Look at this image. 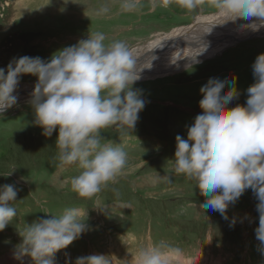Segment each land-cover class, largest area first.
<instances>
[{
	"label": "rangeland",
	"instance_id": "rangeland-1",
	"mask_svg": "<svg viewBox=\"0 0 264 264\" xmlns=\"http://www.w3.org/2000/svg\"><path fill=\"white\" fill-rule=\"evenodd\" d=\"M105 4L109 13L97 15L96 10ZM216 14L207 0L192 12L175 3L153 9L151 0H139L138 9L132 12L121 11L119 0H0V68L22 56L47 60L57 50L95 32L104 33L106 43L123 40L134 49L175 29L189 27L199 17ZM255 21L259 19L206 24L198 29L199 41L206 40L203 29H211L206 34L211 40L215 32L234 31L241 23ZM235 41L214 56L190 61L163 75L143 77L133 85L142 90L147 102L135 129L131 134H121L115 128L101 133L102 143L124 148L126 168L115 183L91 199L71 190V178L80 169L75 164L59 166L57 132L51 137L42 135V129L33 123L30 98L17 101L5 111L0 117V186L13 184L18 193L13 205L17 216L0 231V264L3 259L7 264L8 256L17 253L22 240L19 232L27 224L51 214L59 216L67 208L85 210L86 217L81 215L80 219H87L90 230L56 253V264H75L76 258L89 254H110L117 259L113 258V264H120L119 260L133 264L139 247L161 241L183 249V264H264L254 233L258 201L252 190H246L229 207V218H237L235 226L230 227L218 212L200 210L205 197L194 180L172 172L175 136L187 138V127L201 112L199 89L210 78L227 76L231 80L235 76L240 95L228 107L246 103V89L254 83L251 65L258 54L264 53V35ZM144 52L141 49L135 53L140 56L138 63L144 60ZM157 52L145 62L153 64L163 59L164 55ZM35 83L36 77L22 75L16 91L33 88ZM163 176H170V181ZM24 257L33 264L30 257Z\"/></svg>",
	"mask_w": 264,
	"mask_h": 264
},
{
	"label": "clouds",
	"instance_id": "clouds-1",
	"mask_svg": "<svg viewBox=\"0 0 264 264\" xmlns=\"http://www.w3.org/2000/svg\"><path fill=\"white\" fill-rule=\"evenodd\" d=\"M119 2L124 12L139 7V0ZM205 2L151 0V7L168 8L175 3L192 12ZM207 3L219 15V24L256 17L259 23L241 27L254 32L264 27V0H207ZM109 11L105 4L96 14ZM106 40L104 33L95 32L87 39L57 50L47 60L22 56L0 68V117L17 105L18 97L13 93L20 77H36L28 101L34 114L33 123L42 129L45 137L57 132L56 159L60 167L78 166L80 172L71 178L70 186L85 199L97 196L123 174L126 151L119 144L102 143L101 133L108 128L118 129L121 134L132 133L147 103L142 90L134 89L133 85L141 79V72L152 66V61L138 63L140 56L126 41L106 43ZM193 62H197L195 58ZM251 67L254 83L246 89L245 105L228 107L240 95L235 76L231 80L227 76L210 78L199 89L201 112L187 127V138L175 136L171 161L172 172L194 180L205 197L199 204L200 210L218 212L229 221L230 227L235 226L237 218H229V207L246 190H252L258 201V226L254 229L259 241L257 250L264 256V53L257 55ZM163 177L165 181L171 179ZM17 193L13 184L0 186V231L17 216L13 206ZM81 215L86 217V211L67 208L59 216L51 214L27 224L19 232L22 240L17 246V258L28 256L33 264H56V253L90 230L87 219L81 220ZM113 258L110 254H89L76 258L75 264H113ZM184 259L183 249L161 241L139 247L131 260L133 264H183ZM119 262L129 264L126 260Z\"/></svg>",
	"mask_w": 264,
	"mask_h": 264
},
{
	"label": "bare ground",
	"instance_id": "bare-ground-1",
	"mask_svg": "<svg viewBox=\"0 0 264 264\" xmlns=\"http://www.w3.org/2000/svg\"><path fill=\"white\" fill-rule=\"evenodd\" d=\"M24 9V8H23ZM195 24L190 25L186 28L175 29L172 32L168 33L167 35L156 37L145 45L137 46L133 49L134 53L137 54L138 51L144 49V60L150 59L154 54L157 52V55H164V58L158 61L157 63H153L151 68H146L141 72V79L143 77H156L159 75H163L166 72H170L177 68H181L186 66L187 63L193 61H200L205 57H211L218 54L221 50L225 49L226 47L233 44L234 40H242L248 37L257 35L262 36L264 35V27H261L258 31H251L246 27H241L245 25L243 23L240 26H235V30H226V32H215L214 36L211 40H208L210 37L206 34H202L206 40L199 41L200 34L198 33V29H202L206 24L207 25H215L216 22L219 20L221 22L220 17L218 14L215 16H207V17H199ZM199 24L197 26L196 24ZM250 23V22H249ZM252 23V22H251ZM255 23H259L255 21ZM202 33H207L206 29L202 30ZM236 42V41H235ZM186 43L188 45H186ZM201 44L204 47L201 46ZM201 46V47H199ZM203 51L202 53H200ZM200 53V54H199ZM156 56V55H155ZM139 61V60H138ZM194 63V62H192ZM33 88L27 87L20 96L30 95ZM14 95H17L14 93ZM18 257V253H12L11 256L9 255L6 262L7 264H28L26 257ZM4 258V257H3ZM14 260V261H13ZM5 259L1 261L3 264ZM15 262V263H14Z\"/></svg>",
	"mask_w": 264,
	"mask_h": 264
},
{
	"label": "water",
	"instance_id": "water-1",
	"mask_svg": "<svg viewBox=\"0 0 264 264\" xmlns=\"http://www.w3.org/2000/svg\"><path fill=\"white\" fill-rule=\"evenodd\" d=\"M193 24H195V22H194ZM239 40H240V39H238V40H236V41H239ZM23 92H24V89H21V90H18V91L15 92V94H17L18 101H19V100L26 99V98H31V95L20 96L21 93H23Z\"/></svg>",
	"mask_w": 264,
	"mask_h": 264
}]
</instances>
